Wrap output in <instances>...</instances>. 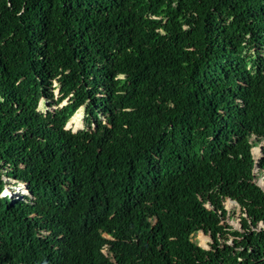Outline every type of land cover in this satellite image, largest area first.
<instances>
[{
    "label": "trees",
    "instance_id": "1",
    "mask_svg": "<svg viewBox=\"0 0 264 264\" xmlns=\"http://www.w3.org/2000/svg\"><path fill=\"white\" fill-rule=\"evenodd\" d=\"M263 175L264 0H0V264H264Z\"/></svg>",
    "mask_w": 264,
    "mask_h": 264
},
{
    "label": "rangeland",
    "instance_id": "2",
    "mask_svg": "<svg viewBox=\"0 0 264 264\" xmlns=\"http://www.w3.org/2000/svg\"><path fill=\"white\" fill-rule=\"evenodd\" d=\"M41 110H45V105L44 104L41 105ZM83 127H84V124H83V109L81 108L74 115V117H72V119L69 121V123L67 124V128L71 129L72 131H77V130L83 128ZM258 147L260 149V145ZM254 148H253V150H254ZM261 156H262V153H261V149H260L259 156L257 158L255 157L256 160H259L261 158ZM255 172H258L257 169L255 170ZM257 182H258V184H260L264 188V175L260 176L257 179ZM12 184H13V181H12L11 185ZM24 192H26V189L24 188V185H22V184L15 185L14 184L13 186L8 185L7 188L5 189V191L3 192V195L7 194V195H9V197L11 199H13V198H19L20 197L19 195L23 194ZM225 204H226V207L228 209H231L232 205H234L235 203L231 202L229 199H227ZM238 216H239V210L237 209L234 212V215L232 216V218L229 221V223L235 228H239ZM196 237H197V239L199 241V244L201 246L206 247V248L208 247V242L210 241V237L208 235H206V234H204L203 232L200 231L197 234Z\"/></svg>",
    "mask_w": 264,
    "mask_h": 264
},
{
    "label": "clouds",
    "instance_id": "3",
    "mask_svg": "<svg viewBox=\"0 0 264 264\" xmlns=\"http://www.w3.org/2000/svg\"><path fill=\"white\" fill-rule=\"evenodd\" d=\"M22 185H24V184H22ZM24 188L26 189V192H24L23 194H29L28 192V189L26 188V186L24 185ZM28 191V192H27ZM2 195H3V193H2ZM4 196V195H3Z\"/></svg>",
    "mask_w": 264,
    "mask_h": 264
},
{
    "label": "water",
    "instance_id": "4",
    "mask_svg": "<svg viewBox=\"0 0 264 264\" xmlns=\"http://www.w3.org/2000/svg\"><path fill=\"white\" fill-rule=\"evenodd\" d=\"M23 9L25 10V6L23 7ZM257 147V146H256ZM260 149L262 151V145H260ZM231 202H234L233 200L229 199Z\"/></svg>",
    "mask_w": 264,
    "mask_h": 264
}]
</instances>
